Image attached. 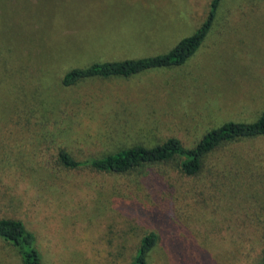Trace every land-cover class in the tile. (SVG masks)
<instances>
[{"label":"rangeland","instance_id":"obj_1","mask_svg":"<svg viewBox=\"0 0 264 264\" xmlns=\"http://www.w3.org/2000/svg\"><path fill=\"white\" fill-rule=\"evenodd\" d=\"M211 2L0 0V218L25 222L44 264H132L150 231L149 264L261 263L264 137L223 146L193 178L171 164L139 177L55 162L59 148L81 160L171 137L190 148L263 113L264 0H225L183 66L62 85L74 68L167 53Z\"/></svg>","mask_w":264,"mask_h":264},{"label":"trees","instance_id":"obj_2","mask_svg":"<svg viewBox=\"0 0 264 264\" xmlns=\"http://www.w3.org/2000/svg\"><path fill=\"white\" fill-rule=\"evenodd\" d=\"M225 0H212L209 14L202 25L191 35L182 39L167 53L118 61L96 62L85 68H74L64 74L62 85L66 88L90 79H130L149 71L185 65L202 47L208 38L220 8ZM264 137V111L253 122H229L206 133L195 146L186 147L176 137H171L154 146L135 144L105 154L102 157L77 159L67 149L59 148L55 155L57 166L68 171L87 169L116 176L137 174L144 177L156 166L174 165L181 175L199 176L209 155L223 146L243 143ZM159 236L146 233L136 250L132 264H149V255L156 247ZM11 251L13 258L5 252ZM44 264L37 236L24 221L0 218V264ZM264 264V250L262 261Z\"/></svg>","mask_w":264,"mask_h":264}]
</instances>
